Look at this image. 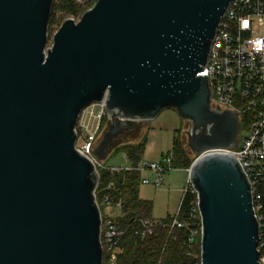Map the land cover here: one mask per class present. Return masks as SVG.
<instances>
[{"label": "water", "instance_id": "1", "mask_svg": "<svg viewBox=\"0 0 264 264\" xmlns=\"http://www.w3.org/2000/svg\"><path fill=\"white\" fill-rule=\"evenodd\" d=\"M234 0H98L50 43L55 0H0V264H104L100 174L77 147L105 101V160L130 121L174 109L191 122L189 171L202 264H261L252 186L233 148L238 112L214 109L201 75Z\"/></svg>", "mask_w": 264, "mask_h": 264}, {"label": "built area", "instance_id": "2", "mask_svg": "<svg viewBox=\"0 0 264 264\" xmlns=\"http://www.w3.org/2000/svg\"><path fill=\"white\" fill-rule=\"evenodd\" d=\"M200 74L209 77L212 107L238 112L241 121L239 137L233 148L210 150L201 156L227 153L236 156L239 160L252 186L259 223V262L264 264V0H234L231 3L214 38L208 64ZM98 106L99 111H97ZM106 117L109 119L105 101L93 103L83 110L77 125V142L82 139L80 145L77 143L79 150L94 161L99 174L103 170L111 175L129 170L140 171L141 175L151 171L154 173V179L141 176V183L162 185L165 173L170 169H177L172 166L171 156L164 158L163 161L142 162L136 167L131 165L126 153H122L126 163L119 166H107L106 159L101 160L96 156L94 150L106 130L103 124ZM246 126H250L248 131ZM244 130H246L245 134H243ZM186 170L189 174L190 168ZM116 184L117 182L110 181L101 187L102 203L122 209V202L114 201L112 196L116 191ZM99 185L100 180L96 189V198ZM187 192L196 196L191 202V216L194 220L200 221V228L193 230L188 239L189 248L193 249L198 236L202 237V220L198 193L189 179L184 195ZM98 204L101 208V204L99 202ZM179 211L180 209L169 224L171 230L187 225L179 219ZM101 213L104 264H117L121 252L120 243L127 228L122 227L117 218L105 219L102 208ZM159 222L163 223V221L141 218L138 220L139 228L136 233L142 237L152 234ZM188 254L190 255L191 252Z\"/></svg>", "mask_w": 264, "mask_h": 264}, {"label": "trees", "instance_id": "3", "mask_svg": "<svg viewBox=\"0 0 264 264\" xmlns=\"http://www.w3.org/2000/svg\"><path fill=\"white\" fill-rule=\"evenodd\" d=\"M94 4L93 0H55L50 24H55L54 15L58 11L63 15H78ZM51 43V42H50ZM108 117L103 121L107 127ZM128 134V131L126 132ZM146 136L135 142H122L116 146L115 150L123 146V153H126L129 162L133 166L140 164V153L144 148ZM172 156V155H170ZM172 166L179 169H189L195 157L183 147L181 141H175L172 156ZM101 179L97 191V200L101 204V187L115 181L116 191L112 193L114 201L122 202V216L117 220L122 227L127 228L120 247L121 252L117 264H201V243L200 235L193 249L189 248L188 239L193 230L200 228V221L194 220L191 216V202L196 198L192 193L187 192L181 201L179 219L187 225L182 228L170 229L169 224L172 216L161 219L163 223H158L153 233L142 237L136 233L139 228L138 220L141 218L152 219V202L142 199L139 187L141 184V173L137 170L122 171L111 175L106 171H100ZM191 252L189 255L188 253Z\"/></svg>", "mask_w": 264, "mask_h": 264}, {"label": "rangeland", "instance_id": "4", "mask_svg": "<svg viewBox=\"0 0 264 264\" xmlns=\"http://www.w3.org/2000/svg\"><path fill=\"white\" fill-rule=\"evenodd\" d=\"M97 1L98 0H93L94 4L92 7ZM85 12L72 16L63 15L59 11L55 13L54 18L57 22L49 25L50 42H52L54 33L66 19L74 18L79 20ZM97 111H99V106ZM107 122L109 124V119ZM249 129L250 126H246V130L248 131ZM246 130L243 131V134H245ZM127 131L128 134L126 133ZM190 131L191 122L182 119L174 109H166L162 111L157 118L149 121H130L126 131L112 144V149L108 155L109 157L105 162L107 166L125 164L126 160L122 154L123 146H119V148L115 150L116 146L122 142L139 141L143 139L144 136H146V139L144 148L140 153V163L163 161L164 158L170 155L173 156L175 141L177 139L181 141L183 147H185L196 159L197 156L188 146ZM77 143L80 145L82 139H79ZM142 176L150 180L154 179V173L151 171L144 172ZM188 177L189 175L182 169H170L165 173V179L162 185L156 186L154 183L140 184L139 191L141 198L152 202L153 220L160 221L161 219L167 218L169 214L172 218L175 217L180 208L182 197L184 196ZM101 208L105 219L108 217L118 218L123 214L122 209L117 206H106L101 202Z\"/></svg>", "mask_w": 264, "mask_h": 264}, {"label": "crops", "instance_id": "5", "mask_svg": "<svg viewBox=\"0 0 264 264\" xmlns=\"http://www.w3.org/2000/svg\"><path fill=\"white\" fill-rule=\"evenodd\" d=\"M182 170L185 171L187 175H189V174H188V171H187L186 169H182ZM182 198H183V197H182ZM169 215H170V214H169Z\"/></svg>", "mask_w": 264, "mask_h": 264}]
</instances>
